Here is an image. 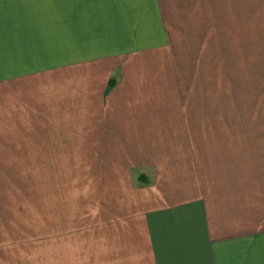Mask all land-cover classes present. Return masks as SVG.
<instances>
[{
	"label": "crops",
	"instance_id": "1",
	"mask_svg": "<svg viewBox=\"0 0 264 264\" xmlns=\"http://www.w3.org/2000/svg\"><path fill=\"white\" fill-rule=\"evenodd\" d=\"M11 2L0 264H264V0ZM187 21L207 85L164 54Z\"/></svg>",
	"mask_w": 264,
	"mask_h": 264
},
{
	"label": "rangeland",
	"instance_id": "2",
	"mask_svg": "<svg viewBox=\"0 0 264 264\" xmlns=\"http://www.w3.org/2000/svg\"><path fill=\"white\" fill-rule=\"evenodd\" d=\"M7 3L11 4V1H17V0H4ZM3 0H0V4L2 5ZM192 25V26H191ZM188 27V29L183 30L182 35H179L176 39V43L173 47L170 48V50L164 54H170L172 60L175 62V68L179 71L184 72H199V76L197 78V81L199 78H201V82L203 85L208 84V74H209V51H208V44H209V28L208 25L202 27L200 30H195V26L193 24L188 25L183 24L182 27ZM191 26V27H190ZM4 177L0 176V186H3ZM4 192L2 189H0V198L5 199V196L3 195ZM6 202V201H5ZM0 203H2L0 199ZM12 215L10 214L11 222H12ZM13 233V232H11ZM47 233V234H45ZM32 236V235H31ZM12 238V237H11ZM37 238V235H36ZM25 247H31V245L34 247L33 239H29V236H25ZM23 239V240H24ZM48 231L43 229V236L40 243V246L42 247H48ZM39 241V240H36ZM38 246V244H37ZM43 249V248H42ZM40 258L36 257V264L40 261V264H48V255L43 254L39 255ZM33 257V256H32Z\"/></svg>",
	"mask_w": 264,
	"mask_h": 264
}]
</instances>
